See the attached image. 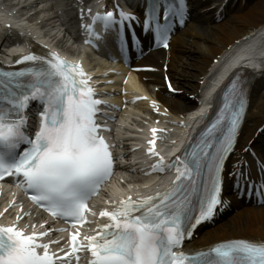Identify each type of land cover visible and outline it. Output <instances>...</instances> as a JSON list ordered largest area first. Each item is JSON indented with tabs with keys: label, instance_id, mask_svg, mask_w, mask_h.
Returning a JSON list of instances; mask_svg holds the SVG:
<instances>
[{
	"label": "snow or ice",
	"instance_id": "obj_1",
	"mask_svg": "<svg viewBox=\"0 0 264 264\" xmlns=\"http://www.w3.org/2000/svg\"><path fill=\"white\" fill-rule=\"evenodd\" d=\"M185 8L186 0L179 6L173 0H147L144 25L164 48L169 47L173 19L185 23ZM97 19L119 34L126 22L138 18L121 10L109 11ZM16 63L41 67L36 71L0 72V179L16 177L17 183L32 193L31 199L54 217L84 221V213L89 211L87 202L113 175L114 168L111 146L99 134L96 121L101 101L94 98L95 92L86 80L77 81L69 71L84 76L82 66L70 65L58 55L45 60L29 54ZM33 102L42 108L34 138L26 131V112ZM225 112L230 113L228 131L222 138L209 135L185 154L176 167L177 182L172 188L139 201L128 197L114 210L102 211L100 216L107 217L110 223L103 225L96 236L85 237L86 244L73 234L71 252L66 256L87 248L93 257L90 264H264V242L237 240L191 254L175 252L186 238H191L198 224L211 219L223 205L222 167L234 150V134L244 112L242 87L237 91L233 84L232 92L225 95L221 114L208 129L210 133L224 123ZM152 131L155 137L157 130ZM149 143L153 145L150 153L158 155L154 151L155 139ZM171 167L160 157L154 169L163 172ZM237 171L238 190L247 188L258 193L264 203V181L257 187L250 173ZM195 195L200 198L193 212ZM47 235L48 232L25 235L15 226H0V264H56L57 260L68 264L66 258L50 252L49 243L40 242Z\"/></svg>",
	"mask_w": 264,
	"mask_h": 264
},
{
	"label": "bare ground",
	"instance_id": "obj_2",
	"mask_svg": "<svg viewBox=\"0 0 264 264\" xmlns=\"http://www.w3.org/2000/svg\"><path fill=\"white\" fill-rule=\"evenodd\" d=\"M264 22V0L260 1L257 5H255L252 10L244 16L239 22H230V20L225 23L223 26L214 27L211 31H207L205 34L204 40L207 43V46H202L198 44V49L196 51H202L206 54V57H192L190 61L185 64L183 62L176 63L174 61L171 62V69L174 72V78L176 80V88L178 90H183L185 93L189 95H196L199 97L197 92L199 90L202 91V86L199 84H194V80H201L204 77L207 69L212 65V60L216 59L220 56L219 62L224 58L222 56L223 52H227L230 48L229 52L237 47V43L250 35L248 31L244 30L245 28H256L260 23ZM201 36L200 32H195L191 35V38H197ZM197 43H194L196 45ZM190 45L187 48H178L176 50L177 54H184L189 50ZM227 52V53H229ZM246 54H250L248 51ZM211 57V58H210ZM203 58V59H202ZM210 58V60H209ZM202 61H201V60ZM263 82V83H262ZM262 83V85H260ZM260 85L257 89V93H254L255 98L252 101L251 113L248 119L249 123V133H255V129L264 123V94L263 90L260 89L264 85V77L258 81L257 86ZM260 89V90H259ZM185 93L182 94L180 98L185 96ZM203 93V92H202ZM201 97V96H200ZM161 100H163L162 96H158ZM184 101L189 102L186 99V96L183 99ZM183 103V102H181ZM168 105L180 113L185 112L187 109L184 105H176L175 103H168ZM226 229V227H224ZM227 234H236L234 236L241 238H259L264 239V211H252L245 218H239L235 223H233V228L231 230H226L224 235ZM217 236H220L218 234ZM233 236V235H231ZM230 237V236H229ZM210 238H205L204 240L199 242V245H204L209 243Z\"/></svg>",
	"mask_w": 264,
	"mask_h": 264
}]
</instances>
